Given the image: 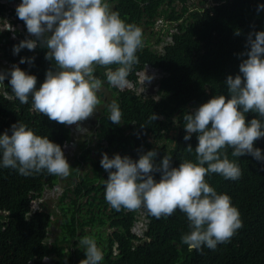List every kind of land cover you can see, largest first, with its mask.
<instances>
[{
  "label": "clouds",
  "instance_id": "obj_1",
  "mask_svg": "<svg viewBox=\"0 0 264 264\" xmlns=\"http://www.w3.org/2000/svg\"><path fill=\"white\" fill-rule=\"evenodd\" d=\"M157 1L139 0V6L145 9ZM115 4L114 0H0V35L8 30L15 36L21 30L16 35L19 44L13 45V61L10 65L3 61L0 95L17 109L26 108L32 114L66 124L73 134L72 139L60 145L17 121L10 130L0 133V170L10 168L7 171L12 177L16 176L15 170L24 176L42 170L56 175L45 181L39 197H29L26 216L37 212L50 215L46 243L49 248L58 243L65 247V253L70 251L72 264H111L104 248L117 230L111 224L114 220L133 215L131 232L144 241L150 222L148 214L159 219L177 209L189 222L190 230L181 238L188 250L201 251L202 246L215 250L218 244L231 240L243 227V221L231 196L217 192L206 176L217 173L226 180L241 178L239 163L229 159L226 151L233 157L249 154L264 161L262 149L254 147L264 137V30L248 34L246 51L239 54L246 57L239 64V73L229 75L225 81L229 96L215 95L203 103L210 97L206 87L202 100L191 108L194 112L183 114V139L187 141L195 133L198 141L194 149L196 161L184 160L174 167V134L179 132L174 130L176 118L165 126L157 125L155 119L165 118L152 113V125L130 126L125 138L112 134L101 137L104 120L110 131L125 128L122 94L132 92L159 100L158 82L165 76L170 78L171 70L182 74L181 70L203 67L171 64L169 67H173L163 71L159 58L185 31L164 15L156 16L153 26L146 25V18L137 24L126 22L113 10ZM261 8L264 5H258V11ZM10 21L17 24V29ZM235 34L239 35L240 30ZM142 47L158 59L142 60L134 81L127 77L131 66L138 62L136 53ZM110 65L117 67H107ZM97 66L106 67L102 81L94 74ZM106 94L111 95L110 101ZM249 112L257 115L246 121L245 114ZM78 126L80 131L76 130ZM186 149L193 151L190 144ZM87 150L88 160L80 162V172L75 177L70 160L75 155L80 159ZM90 158H96L95 163ZM85 174L87 182L80 176ZM54 195L61 210L56 219L45 205ZM89 201L94 206H89ZM73 202L80 206L73 209ZM92 216L99 221L95 226L84 224L81 219ZM58 219L60 224L50 231ZM58 227L63 231L62 239L51 244L48 239ZM97 231L98 240L90 236ZM83 233L87 234L80 239ZM117 245L113 247L114 256L120 252ZM84 252L86 258L81 260ZM34 261L63 264L55 252L41 260L32 255L28 264H36Z\"/></svg>",
  "mask_w": 264,
  "mask_h": 264
},
{
  "label": "trees",
  "instance_id": "obj_2",
  "mask_svg": "<svg viewBox=\"0 0 264 264\" xmlns=\"http://www.w3.org/2000/svg\"><path fill=\"white\" fill-rule=\"evenodd\" d=\"M114 2L116 4L113 10L118 11L126 22L137 24L136 22L146 18V25L153 26L154 18L164 15L178 22V28L185 31L183 35L176 36L174 46L168 47L167 53L159 58L163 71H167L171 64L182 63L186 66L198 64L203 68L181 70L182 74L171 70L170 78L165 76L158 82L159 100L132 92L122 94L125 128L116 127L110 131L106 128L109 123L104 120L101 137L112 134L117 138H125V130L130 126L152 125L154 122L149 119L152 113L165 118L164 121L155 119L157 125L165 126L173 123L176 118L178 124H174V130L179 132L174 134V167H178L184 160L195 162L194 149L198 141L195 133L189 140L183 139L186 134L183 114L194 112L191 108L202 100L206 87L210 97L203 103L215 95L229 96L225 81L229 75L234 77L239 73V64L246 58L239 54L246 51L248 34L264 30V8L258 11V5H264V0H215V4L212 0H159L147 5L145 9L140 8L139 0ZM195 3L200 8H193ZM237 29L240 30L239 35L235 34ZM136 55L138 62L131 66L127 77L134 81L137 80L136 73L140 70L139 63L142 60L158 59L144 47L138 49ZM107 67L115 68L117 65ZM105 69V66H97L95 69L94 74L101 81L106 74ZM6 80L8 90L10 86L7 77ZM245 115L247 121L257 114L249 112ZM17 121L26 124L36 134L49 136L50 140L60 145L73 136L66 124L51 121L39 113L32 114L26 108L17 109L15 104L0 95V133L10 130L11 125ZM189 144L193 148L191 152L186 149ZM254 147H259L264 152V137L255 142ZM89 154L90 150H87L80 155V159L77 155L72 158L70 165L74 169L73 176H78L80 162L88 160ZM226 154L229 159L239 163L241 178L236 181L226 180L213 173L206 176V180L217 192L229 194L241 214L243 227L229 242L218 244L215 250L202 246L201 251H189L181 239L190 230L189 222L179 209L172 215L159 219L148 214L150 222L143 241L131 232L135 219L130 215L111 223L117 230L109 236L104 248L106 259L111 264H264V161H257L249 154L241 157H233L227 151ZM4 169L0 170V264H28L32 255H38V260H41V257L50 252H55L63 264H72L70 251L65 253V247L58 243L51 248L46 243L50 215L37 212L31 217L26 216L30 210L29 197H39L45 181H50L56 175L42 170L24 176L14 169L16 176L12 177L7 171L10 168ZM80 176L86 182L89 181L87 174L85 177ZM88 205L94 206V203L89 201ZM77 206L80 205L73 202V209L78 208ZM4 211L9 214L6 215ZM81 219L84 224L92 226L99 222L94 216ZM100 222L105 224L102 218ZM137 241L139 242L136 243ZM115 244H118L117 250L120 252L114 256ZM70 247L68 245L67 248ZM18 251L26 255V258H22ZM34 262L40 264L38 261Z\"/></svg>",
  "mask_w": 264,
  "mask_h": 264
},
{
  "label": "rangeland",
  "instance_id": "obj_3",
  "mask_svg": "<svg viewBox=\"0 0 264 264\" xmlns=\"http://www.w3.org/2000/svg\"><path fill=\"white\" fill-rule=\"evenodd\" d=\"M212 2H213V4H215V0H212ZM195 5L198 6L197 4H195ZM186 16H189V15L187 14ZM160 25H162V24H160ZM168 28H171V27L169 26ZM158 29H159V26L157 25V27H156L155 30L158 31ZM161 29H166V28L162 27ZM174 31H175V30H174ZM102 91H105V90H103V89H99V92H102ZM107 93H108V92H107ZM106 95H107V97H108V101H110V100H111V95H110V94H106ZM104 113H105V115H107V111H104ZM83 135H86V134L84 133ZM80 138H81V139H84V138H82V137H80ZM95 159H96V158H90V162L95 163ZM70 161H72V160H70ZM99 162H100V160H99ZM99 162H98V163H99ZM49 197H52V194H49ZM83 201H85V200H83ZM58 204H59V202H58V197H57V195H54L53 198H52V200H47V201H46V204H45V205H46V208L52 213V215H53V219H56V217L60 218L61 210H60V208L58 207ZM34 206H36L35 203H34ZM36 207H39V205H37ZM92 210H95V208H92ZM96 211H97V209H96ZM59 224H60V219H58V220L53 224V226H52V228L50 229V231H52L53 228L56 227V226H58ZM107 231H108V233H111L113 230H107ZM62 232H63L62 229H60V228L58 227V228L55 230L54 234H53L51 237H49L48 242L52 244V243H54V241H55L56 239L61 240V239H62ZM98 233H99V232L97 231L94 235H90V236H94V237L96 238V240H98V239H99V237H98ZM86 234H87V233H83V234L81 235L80 239H81L83 236H86ZM101 239H102V240L104 239L103 235H102ZM98 242L101 243L103 246H105V244H104L103 241L99 240ZM78 253H80V252L78 251ZM80 258H81V260L86 258V254H85V252L81 254Z\"/></svg>",
  "mask_w": 264,
  "mask_h": 264
},
{
  "label": "flooded vegetation",
  "instance_id": "obj_4",
  "mask_svg": "<svg viewBox=\"0 0 264 264\" xmlns=\"http://www.w3.org/2000/svg\"><path fill=\"white\" fill-rule=\"evenodd\" d=\"M7 18V13L5 14ZM10 23L17 29V24L10 21ZM21 33V30L15 33L13 36L11 31L5 30L0 35V71L5 67L4 60H6V64L10 65L14 58L13 54V45L19 44L17 36ZM15 43V44H14Z\"/></svg>",
  "mask_w": 264,
  "mask_h": 264
},
{
  "label": "water",
  "instance_id": "obj_5",
  "mask_svg": "<svg viewBox=\"0 0 264 264\" xmlns=\"http://www.w3.org/2000/svg\"><path fill=\"white\" fill-rule=\"evenodd\" d=\"M82 128L80 126L76 127L77 131H80Z\"/></svg>",
  "mask_w": 264,
  "mask_h": 264
}]
</instances>
